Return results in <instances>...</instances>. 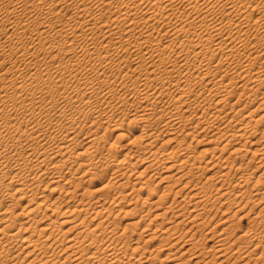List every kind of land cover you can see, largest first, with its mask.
Listing matches in <instances>:
<instances>
[{"label": "bare ground", "instance_id": "obj_1", "mask_svg": "<svg viewBox=\"0 0 264 264\" xmlns=\"http://www.w3.org/2000/svg\"><path fill=\"white\" fill-rule=\"evenodd\" d=\"M263 183L264 0H0V264H264Z\"/></svg>", "mask_w": 264, "mask_h": 264}, {"label": "rangeland", "instance_id": "obj_2", "mask_svg": "<svg viewBox=\"0 0 264 264\" xmlns=\"http://www.w3.org/2000/svg\"><path fill=\"white\" fill-rule=\"evenodd\" d=\"M262 186H264V183L262 184ZM250 206H251V203L248 204V206H246V207H247L246 209H248ZM222 207H223V206H222ZM232 209H234V205H232L231 208L227 210V214L231 215V210H232ZM255 211H257V206H254V207H253L252 212L254 213ZM253 213H252V214H253ZM217 214H218V215H217ZM217 214H216V219H218L220 216H223V215H221V212H218ZM237 220H238L237 215H236L234 218H232V222H233V223L237 222ZM246 222H247V220L244 219V220L242 221V225L245 226V225H246ZM155 242H157V241H155ZM210 243H211V242H208L207 244H210ZM165 251H166V250H163V251L160 253V255H162V253L165 252Z\"/></svg>", "mask_w": 264, "mask_h": 264}]
</instances>
